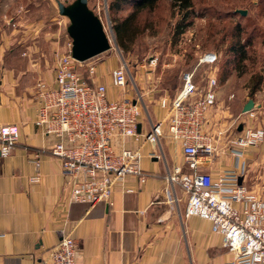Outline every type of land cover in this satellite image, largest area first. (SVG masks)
Returning <instances> with one entry per match:
<instances>
[{"label":"built area","instance_id":"2783aa9c","mask_svg":"<svg viewBox=\"0 0 264 264\" xmlns=\"http://www.w3.org/2000/svg\"><path fill=\"white\" fill-rule=\"evenodd\" d=\"M213 59L207 54L201 61ZM86 63L72 56L71 47L57 62L55 86L43 81L37 84L40 107L36 126L55 138L50 149L63 170L72 175L71 202L91 206L109 203L116 185L128 175L146 182L148 175L138 165L143 149L147 145L162 149L161 140L168 136L180 146L191 169L185 172L174 166L166 175L169 186L178 184L187 196L185 216H198L212 223L213 232L222 236L223 245L232 254L229 264H264V185L255 189L244 181L248 171L245 151L264 141V127L251 123L255 111H249L247 120L237 124H243V129L228 139L229 149H222L206 130L210 109L217 99V79L211 78L208 89L198 96L193 74L186 72L181 93L172 101L168 97L161 100L167 115L157 122L151 119V129L139 132L142 98L110 100L107 86L94 78L96 65L86 66L91 80L82 73ZM111 81L115 87L126 89V62L112 70ZM19 138L17 125L0 123V155H11ZM225 151L235 159L233 168L217 178L199 169ZM151 155L162 156L156 151ZM34 166L31 182L39 183V158L34 160ZM80 254L72 231L62 228L58 242L42 264H78Z\"/></svg>","mask_w":264,"mask_h":264},{"label":"crops","instance_id":"0c3cea01","mask_svg":"<svg viewBox=\"0 0 264 264\" xmlns=\"http://www.w3.org/2000/svg\"><path fill=\"white\" fill-rule=\"evenodd\" d=\"M54 70L55 66L42 70L0 65V123L16 124L21 132L14 153L0 157V264H41L58 242L62 228L72 231L79 246L78 264H229L232 254L222 236L213 232L209 220L186 217L185 192L166 181L174 166L191 172L180 146L168 136L161 140L162 149L152 145L143 149L138 165L148 175L146 182L126 176L116 185L112 204L71 202L72 175L51 154L55 138L35 125V81L44 79L54 85ZM116 93L115 87L108 89L110 99H119ZM212 118L206 130L211 126L218 135L217 145L227 149V128ZM141 123L143 132L151 129ZM154 151L161 158L152 156ZM37 155L42 178L31 183ZM245 156L249 164L251 155ZM234 160L225 151L199 169L217 178L234 167ZM247 169L245 182L247 176L250 179Z\"/></svg>","mask_w":264,"mask_h":264},{"label":"rangeland","instance_id":"374dc122","mask_svg":"<svg viewBox=\"0 0 264 264\" xmlns=\"http://www.w3.org/2000/svg\"><path fill=\"white\" fill-rule=\"evenodd\" d=\"M60 1L68 5L74 0ZM113 1L89 0V7L104 24L112 48L86 61L99 64L94 78L107 86V95L108 89L115 87L112 68L128 64V85L126 89L115 87L119 99L108 96L110 100L142 98L141 122L150 127L151 119L157 122L167 115V109L161 106L162 98L174 100L184 88V74L191 72L198 96L208 89L211 78L217 79L218 99L210 109L209 119L216 117L219 125L227 128L230 138L237 135V124L247 120L248 112L242 113V109L249 99L255 101V118L251 123L264 127V0H192L191 10L182 12L173 7V0H158L155 8L141 10L134 2L128 3L119 11L111 9ZM240 10L246 14L242 15ZM187 11L190 16L183 19ZM180 23L185 29L178 34ZM69 24V18L60 14L57 0H0V65L42 70L56 67L60 57L72 47ZM207 54L214 59L201 61ZM87 65L81 71L91 80ZM40 81L47 83L44 79L35 81L36 95ZM36 100L39 111L38 95ZM208 128L217 142V133L212 132L211 126ZM262 146L264 141L245 151V155H251L247 158L250 179L247 176L249 183H245L255 189L264 185ZM36 158L40 159L39 155Z\"/></svg>","mask_w":264,"mask_h":264},{"label":"water","instance_id":"95a60500","mask_svg":"<svg viewBox=\"0 0 264 264\" xmlns=\"http://www.w3.org/2000/svg\"><path fill=\"white\" fill-rule=\"evenodd\" d=\"M57 2L60 14L70 20L67 32L72 39V56L75 59L84 62L112 48L104 24L94 10L89 7V0H74L68 5L60 0ZM240 13L245 15L246 11L240 10ZM253 109H255V101L249 99L245 103L242 113ZM242 129L243 124H240L238 131ZM138 131H141V125H139ZM239 182L240 184L243 182V176L240 177Z\"/></svg>","mask_w":264,"mask_h":264},{"label":"trees","instance_id":"16d2710c","mask_svg":"<svg viewBox=\"0 0 264 264\" xmlns=\"http://www.w3.org/2000/svg\"><path fill=\"white\" fill-rule=\"evenodd\" d=\"M135 3L136 7L138 8V10L141 9H145V8H149V9H153L155 8L156 3L158 2V0H114L111 4V9L114 11H119L120 9H122L123 6H125L128 3ZM173 7L177 6L179 7V11L182 12L181 10H191L192 8V0H173L172 2ZM190 16L189 11H187V13L184 14V18L183 19H187ZM128 21L126 20L125 22H123V24H126ZM181 24L180 23L178 25V34H181L184 32L185 27L181 28ZM118 36L121 38V33L123 31L120 30L118 31ZM244 57V55H243Z\"/></svg>","mask_w":264,"mask_h":264}]
</instances>
